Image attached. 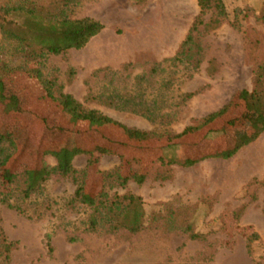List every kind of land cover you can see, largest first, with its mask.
<instances>
[{
  "label": "rangeland",
  "instance_id": "374dc122",
  "mask_svg": "<svg viewBox=\"0 0 264 264\" xmlns=\"http://www.w3.org/2000/svg\"><path fill=\"white\" fill-rule=\"evenodd\" d=\"M223 1L227 19L206 29L216 17L206 13L193 44L183 48L200 16L198 0H83L70 17L95 19L105 29L85 48L46 63V75L85 108L156 135L181 134L229 107L223 118L188 134L175 149H166L165 140L132 141L118 127L74 122L36 82L19 74L7 79L9 94L21 100L18 113L0 100V132L12 133L20 144L14 171L44 163L54 167L53 153L65 145L82 151L73 164L83 171L85 152L101 146L109 154H95L90 192L100 190V171L121 166L126 174L148 173V180L111 192L142 198L146 228L137 235L83 233L88 212L71 205L77 187L69 179H50L41 196L23 204L25 214L0 204V232L16 244L2 264H264V134L227 160L164 165L173 156L197 158L232 148L253 131L245 105L233 99L253 90L256 67L264 64V0ZM4 60L18 62L9 55L0 56ZM112 95L154 103L156 120L104 104ZM167 169L171 176L163 181Z\"/></svg>",
  "mask_w": 264,
  "mask_h": 264
},
{
  "label": "trees",
  "instance_id": "16d2710c",
  "mask_svg": "<svg viewBox=\"0 0 264 264\" xmlns=\"http://www.w3.org/2000/svg\"><path fill=\"white\" fill-rule=\"evenodd\" d=\"M83 0H17L12 4L0 5V32L2 44L0 56L9 55L15 61L0 62V100H7L9 108L20 112L21 100L17 94H9L7 79L12 75L19 74L26 80L34 81L46 93V95L63 110L64 114L74 122L87 123L92 127H118L123 134L132 141L148 142L152 140H165L168 143L166 149H175L179 141L190 133L198 132L210 126L218 119L223 118L229 107L226 106L218 112L204 118L197 127H188L181 134L171 132L156 135L151 132L128 127L98 110H89L76 100L72 95L64 92L56 79L46 75V63L51 56H62L71 50H81L89 42L100 35L105 29L104 25L92 18L72 19L70 11L78 6ZM145 0H136L138 4ZM200 16L198 22L193 25L187 39L183 44L186 48L193 44V32L197 25H202V17L214 11L216 17L206 25V29L218 28L228 13L223 0H198ZM180 60L177 56L172 62ZM190 94L186 99L192 98ZM233 101H240L246 108L245 119L252 125L253 131L243 138L237 139L234 147L218 153H211L197 158L185 157L178 160L176 156L170 157L166 166L181 165L193 167L206 158L230 159L242 148L255 142L264 134V64L256 67L254 76V88L252 91L242 90L237 92ZM104 104L117 110L132 112L156 120L152 111L155 104L139 99L124 98L112 95ZM20 152V144L10 132H0V204L10 209L25 214L23 204L44 193L45 184L52 178L58 177L69 179L76 185L72 206H81L87 209V218L82 223L83 233H98L104 231L107 234H117L126 231L131 235H137L146 228V213L142 198L132 193L119 195L112 194L115 188H125L130 182L143 185L148 180V173L133 171L126 174L122 166L112 172L100 171V190L92 193L88 190L89 169L94 168L98 160L95 154L104 156L109 150L96 146L85 153L89 161L83 171L74 167V159L82 151L65 145L53 153L57 160L54 167L45 163L36 169L25 168L14 171L11 163ZM163 181L169 180L170 169ZM21 203L14 205L13 201ZM191 238L198 240L200 235L192 234ZM73 241L75 239H72ZM257 240V238L255 239ZM14 242H9L0 232V264L9 261ZM48 246L51 248L50 236Z\"/></svg>",
  "mask_w": 264,
  "mask_h": 264
}]
</instances>
